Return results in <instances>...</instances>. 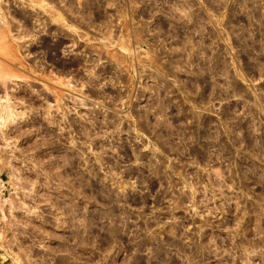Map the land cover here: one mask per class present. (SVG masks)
<instances>
[{"label": "rangeland", "instance_id": "obj_1", "mask_svg": "<svg viewBox=\"0 0 264 264\" xmlns=\"http://www.w3.org/2000/svg\"><path fill=\"white\" fill-rule=\"evenodd\" d=\"M0 30V264H264V0H0Z\"/></svg>", "mask_w": 264, "mask_h": 264}, {"label": "bare ground", "instance_id": "obj_2", "mask_svg": "<svg viewBox=\"0 0 264 264\" xmlns=\"http://www.w3.org/2000/svg\"><path fill=\"white\" fill-rule=\"evenodd\" d=\"M67 10H68V8H67ZM69 12H70V10H69ZM69 14V13H68ZM24 18L23 19H25V16H23ZM27 19V18H26ZM1 20H2V18H1ZM25 21V20H24ZM26 22H27V20H26ZM23 24V23H22ZM26 24V23H25ZM3 29V28H2ZM7 29V28H6ZM9 40H11L10 38H8L7 37V35H5V32H2L1 30H0V53L3 55V56H5V57H7L8 59H13L12 57L13 56H15V54H13L14 52H13V45H12V43L9 41ZM14 42V41H13ZM60 43V42H59ZM62 43V42H61ZM19 47V46H18ZM121 47H122V49H123V46L121 45ZM20 49V48H19ZM15 50V49H14ZM13 52V53H12ZM19 52V51H18ZM15 53H16V51H15ZM16 58V57H15ZM18 58V57H17ZM14 60H18V62H19V59H14ZM22 60V59H21ZM19 63H22V61L21 62H19ZM17 64V63H16ZM22 65V64H21ZM20 67V66H19ZM1 70V69H0ZM10 75V77L11 76H14L15 74H13V72L12 71H10L8 74H7V77ZM1 77H0V82L2 83L3 82V77H2V75H0ZM15 77H17V75L15 76ZM9 79V78H8ZM5 82V81H4ZM2 85H4V84H2ZM7 85V84H6ZM0 88H2V87H0ZM4 89V88H3ZM6 90V89H5ZM4 91V90H3ZM6 92V91H5ZM4 92V93H5ZM3 95V94H2ZM3 98V100H2V103H4V111L6 112V115L7 116H9V115H11L12 114V109L11 108H9V106H10V104H8L7 102H8V98H4L5 96H2Z\"/></svg>", "mask_w": 264, "mask_h": 264}]
</instances>
